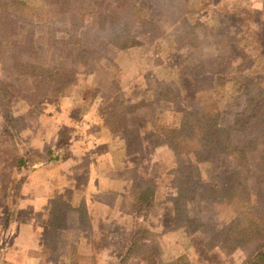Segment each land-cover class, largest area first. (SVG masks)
I'll return each instance as SVG.
<instances>
[{"label": "rangeland", "instance_id": "374dc122", "mask_svg": "<svg viewBox=\"0 0 264 264\" xmlns=\"http://www.w3.org/2000/svg\"><path fill=\"white\" fill-rule=\"evenodd\" d=\"M119 1L0 0V205L10 171L23 161L26 163V157L38 151L31 147L26 149V141L30 139L32 145L38 140L37 126L47 105L57 106L66 97H76L86 106H100L109 128L115 133H125L134 151L140 146L139 126L144 122L148 121L166 142L162 129L180 127L183 117L180 108L192 109L211 103L220 113L219 124L225 128L232 126L236 117L245 112L249 96H256V90L246 83L247 79L264 88V20L248 15L247 1L236 4H230L231 0H138L135 3L123 0L122 4ZM108 13L114 15L115 26L131 31L137 45L121 50L108 43L105 33L112 16ZM6 29L9 41L2 42V31ZM81 49H86L88 54L74 60ZM126 55L137 64L125 66L123 57ZM157 58L164 63L162 81L152 70L155 60L158 63ZM25 62L42 68L40 73L46 78L41 83L34 81L23 67ZM55 68L74 70L77 74L72 78L71 73L65 75V81L70 80V83L63 85L64 79L53 77ZM137 72L139 84L124 80L125 73L132 78V73ZM231 78L235 83L230 84ZM215 85L220 86L218 98L209 96V100L201 103L194 99V92H209ZM162 102L174 104L172 117H162ZM139 111L143 113L135 116ZM163 120L171 125L161 123ZM252 135L253 140L259 139L258 134ZM169 153L155 162L158 175L164 168L173 176L180 166L170 148ZM33 166L30 164L31 168ZM233 168L231 161L225 159L200 164L193 174L200 172L202 181L209 184L214 176ZM133 178L135 191L146 207L148 200L154 197L155 178L140 173H133ZM172 179L174 185V176ZM174 188L177 197L175 185ZM250 193L253 213L264 224V187L256 189L253 185ZM188 208L193 219L198 207L190 203ZM199 212L198 222L191 228L176 225L174 215V228L194 232L197 226L203 227L196 230L195 240L200 259L220 262L218 254L209 255L218 249L227 259L225 264H244L252 248L227 255L220 247L211 249L208 245L214 234L223 236V229L237 214L221 206L208 207L206 203L201 204ZM9 218L10 213L0 217V225L6 226ZM133 230L135 238L138 235L140 239L153 240L148 247L137 243L133 249L135 255L161 259L154 237L139 225H134ZM4 240L0 238V250L9 243V239ZM50 247L53 251L57 249L55 243ZM59 247L66 248L62 243ZM170 264L192 263L186 254Z\"/></svg>", "mask_w": 264, "mask_h": 264}, {"label": "crops", "instance_id": "0c3cea01", "mask_svg": "<svg viewBox=\"0 0 264 264\" xmlns=\"http://www.w3.org/2000/svg\"><path fill=\"white\" fill-rule=\"evenodd\" d=\"M244 1L250 9L248 15L264 20V0H231L230 4ZM157 62L152 70L160 78L165 68L159 59ZM123 64L136 65L137 61L126 55ZM139 76V72L132 73V78L125 73L124 80L136 81L137 85ZM219 87L194 92L193 97L200 103L209 96L218 98ZM162 104V117H172L174 104ZM161 123L171 125L164 120ZM37 129L38 140L30 145L28 139L26 149L38 151L8 174L0 217L10 213L11 218L6 226L0 225V238L5 242L9 239V243L0 250V264H120L133 245L148 247L153 242L138 235L135 238L134 225L154 237L161 259L136 254L128 264H170L186 254L192 264L227 262L218 249L209 255L218 254L220 262L200 259L195 245L198 233L174 228L173 176L164 168L158 175L155 166L169 156V147L148 121L139 126L140 146L133 151L125 133L109 128L100 106H86L76 97H66L57 106L44 107ZM133 173L155 178L154 197L146 207L135 191ZM51 243L57 246L55 252ZM59 243L66 248L62 250Z\"/></svg>", "mask_w": 264, "mask_h": 264}, {"label": "trees", "instance_id": "16d2710c", "mask_svg": "<svg viewBox=\"0 0 264 264\" xmlns=\"http://www.w3.org/2000/svg\"><path fill=\"white\" fill-rule=\"evenodd\" d=\"M137 1L133 0L134 3ZM122 2L123 0L119 1L120 4ZM108 16L110 22L105 38L110 45L124 50L138 44L129 29L115 26L113 14L108 13ZM7 33L8 29L2 31V42L9 41ZM86 54V49H81L74 60L79 55ZM23 67L34 81L41 83L42 79L46 78L40 73L43 69L36 65L25 62ZM53 70L56 72L53 77L64 79L63 85L70 83V80L65 81V75L71 73L72 78L77 74L74 70ZM246 83L253 86L257 93L255 97L249 96L248 107L236 117L232 126L221 127L219 111L208 103L196 105L192 109L180 108L183 115L180 127L163 128L162 132L167 145L180 163L177 174H173L174 185L178 191L177 197L172 199L176 225L190 228L195 225L203 203L208 207L215 205L230 209L237 214L236 218L223 229V236L214 234L208 245L211 249L220 247L227 255H232L237 250L252 248L253 251L244 264H264V224L255 217L250 203L251 186L255 185L256 189L264 187V88L258 87L250 79H247ZM252 134H258L259 139L253 140ZM225 159L231 161L233 170L214 176L209 184L202 181L200 172L195 171L197 174L194 176L193 170H197L200 164H212ZM23 164L24 161L21 165ZM190 203H196V208L198 207L197 215L193 219L188 208ZM197 228L203 227L199 225ZM196 230L193 231L197 232ZM136 246L133 245L128 250L122 264H127L135 255L133 249Z\"/></svg>", "mask_w": 264, "mask_h": 264}]
</instances>
